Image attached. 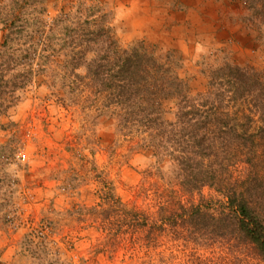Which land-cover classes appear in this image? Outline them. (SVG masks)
<instances>
[{"label": "trees", "instance_id": "1", "mask_svg": "<svg viewBox=\"0 0 264 264\" xmlns=\"http://www.w3.org/2000/svg\"><path fill=\"white\" fill-rule=\"evenodd\" d=\"M235 1L244 6V21L264 43V0ZM15 6L0 16L2 101H17L18 90L34 73L52 70L48 87L63 106L79 103L78 89L85 88L98 116H109L119 134L140 137L138 149L153 160L149 172L167 177L154 191L141 187L144 195L156 194L155 214L125 202L104 172L95 177L97 201L75 204L70 214L98 221L105 245L128 239L149 244L167 234L199 244L239 239L264 255V71L230 61L206 64V89L193 94L176 73L171 54L158 56L144 41L121 47L107 15L83 2L68 5V11L64 7L53 20L54 38L69 39L67 47L26 49L17 56L14 44L29 23L15 14ZM36 25L44 35L45 21ZM36 59L40 62L33 69ZM15 68L18 73L8 79ZM166 163L170 166L164 174ZM75 174L77 181L81 175ZM24 243L38 264H44L28 236Z\"/></svg>", "mask_w": 264, "mask_h": 264}, {"label": "rangeland", "instance_id": "2", "mask_svg": "<svg viewBox=\"0 0 264 264\" xmlns=\"http://www.w3.org/2000/svg\"><path fill=\"white\" fill-rule=\"evenodd\" d=\"M15 1L0 0V16L12 12L15 5L10 4ZM17 1L15 14L29 23L20 34L21 41L14 44L17 56L24 55L26 49L67 47L68 38L67 42L54 38L53 20L64 7L68 11V5L83 2L97 5L107 15L121 47L144 41L158 56L171 54L176 73L193 94L206 89L208 79L202 73L206 64L230 61L264 71V43L258 40L256 29L244 21L247 11L235 0ZM31 2L35 4L29 5ZM39 19L46 23L44 35L36 25ZM3 34L0 27V43ZM39 62L33 60V69ZM18 71L10 70L7 78ZM37 73L18 90L17 101L3 102L0 96L3 264H38L24 243L26 236L37 246L44 264H264V255L239 239L199 244L164 234L149 244L128 239L105 245L98 221L69 212L75 204L90 206L97 201L95 177L106 173L125 202L153 214L156 194L144 195L141 187L154 191L166 184L167 177L162 180L161 173L149 172L153 160L138 149L140 137H125L116 132L109 116H98L85 88L78 89L79 103L63 106L48 87L55 72ZM164 165L165 174L170 164ZM94 166L97 171L92 170ZM76 172L81 175L77 181ZM67 182L75 187L67 188Z\"/></svg>", "mask_w": 264, "mask_h": 264}]
</instances>
